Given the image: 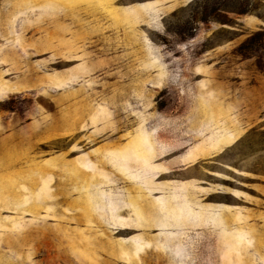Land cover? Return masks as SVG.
I'll return each mask as SVG.
<instances>
[{"label":"rangeland","instance_id":"1","mask_svg":"<svg viewBox=\"0 0 264 264\" xmlns=\"http://www.w3.org/2000/svg\"><path fill=\"white\" fill-rule=\"evenodd\" d=\"M0 264H264V0H0Z\"/></svg>","mask_w":264,"mask_h":264}]
</instances>
